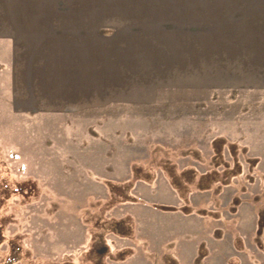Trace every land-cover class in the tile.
Instances as JSON below:
<instances>
[{"label": "rangeland", "instance_id": "rangeland-1", "mask_svg": "<svg viewBox=\"0 0 264 264\" xmlns=\"http://www.w3.org/2000/svg\"><path fill=\"white\" fill-rule=\"evenodd\" d=\"M5 82L0 264H264V93L37 117Z\"/></svg>", "mask_w": 264, "mask_h": 264}, {"label": "crops", "instance_id": "crops-1", "mask_svg": "<svg viewBox=\"0 0 264 264\" xmlns=\"http://www.w3.org/2000/svg\"><path fill=\"white\" fill-rule=\"evenodd\" d=\"M0 65L25 116L264 93V0H0Z\"/></svg>", "mask_w": 264, "mask_h": 264}, {"label": "trees", "instance_id": "trees-1", "mask_svg": "<svg viewBox=\"0 0 264 264\" xmlns=\"http://www.w3.org/2000/svg\"><path fill=\"white\" fill-rule=\"evenodd\" d=\"M216 177H218V176H216ZM216 177H214V178H212V179H206L207 181H212V180H215V179H217ZM190 182H192V180L190 181ZM124 198L126 199L125 200V202L126 201H133L132 199H135V198H132L131 199V197H127V196H124ZM117 228H120V230L122 229V230H127V229H129L130 227L128 226V224L125 222V221H120V222H117V226H116ZM116 229V228H115ZM117 230V229H116ZM118 231V230H117ZM119 233V235L120 236H123V237H125V236H127V234H120V231L118 232ZM129 235H130V232H129Z\"/></svg>", "mask_w": 264, "mask_h": 264}]
</instances>
